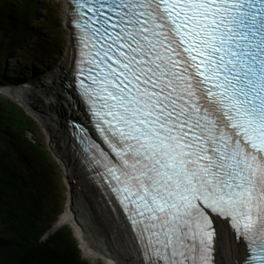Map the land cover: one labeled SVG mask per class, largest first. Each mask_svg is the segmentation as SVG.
<instances>
[{
	"label": "snow or ice",
	"instance_id": "6c2138e0",
	"mask_svg": "<svg viewBox=\"0 0 264 264\" xmlns=\"http://www.w3.org/2000/svg\"><path fill=\"white\" fill-rule=\"evenodd\" d=\"M111 9L118 31L81 26L85 48L95 33L109 41L81 60L101 136L90 162L137 225L146 264H213L215 216L230 218L242 264H264V0H113Z\"/></svg>",
	"mask_w": 264,
	"mask_h": 264
},
{
	"label": "trees",
	"instance_id": "16d2710c",
	"mask_svg": "<svg viewBox=\"0 0 264 264\" xmlns=\"http://www.w3.org/2000/svg\"><path fill=\"white\" fill-rule=\"evenodd\" d=\"M29 5L35 7L32 0L0 1V86L50 71L59 55V42L30 25L36 15ZM15 50L30 70L7 63ZM10 103L0 98V264H86L69 233L53 226L58 211L46 205L53 170Z\"/></svg>",
	"mask_w": 264,
	"mask_h": 264
},
{
	"label": "bare ground",
	"instance_id": "6f19581e",
	"mask_svg": "<svg viewBox=\"0 0 264 264\" xmlns=\"http://www.w3.org/2000/svg\"><path fill=\"white\" fill-rule=\"evenodd\" d=\"M58 2L64 24L62 33L66 39L65 51L59 66L53 73H49L46 78L34 83L33 88L27 87L26 89L32 90L30 92L34 97L33 99L36 98L38 108L50 114V116H45V125L48 127L53 142L62 157L68 155L73 161V169L68 168L67 170L74 179L76 189L81 182L80 192L77 190V202L82 205L81 210L86 212H84L86 218L87 216L90 217L89 220L96 226L97 233L103 238L104 242L86 231L87 226L76 217V214L79 215V211L75 213L72 210V218L66 210L65 217L80 223L85 229V231H80V229L78 231L71 225L81 246L83 256L90 257L95 262L100 261L102 264H140L136 262L130 238L119 222L115 211L108 205L101 190L88 178V172L84 170L79 159L71 150L67 135L64 137L61 131L58 130L64 127L62 124L64 114L66 120L72 117L87 118L82 103L76 97L73 87L68 84L69 81H72L71 73L74 58L73 31L69 25L68 14L70 7L65 0H58ZM4 88H2V91L10 94L8 93L10 87ZM67 221L69 222V220ZM212 227L215 230L212 240L213 264H238V262L240 264L245 254L244 245L237 243V239L234 238L233 233L230 232L224 221L214 219Z\"/></svg>",
	"mask_w": 264,
	"mask_h": 264
},
{
	"label": "rangeland",
	"instance_id": "374dc122",
	"mask_svg": "<svg viewBox=\"0 0 264 264\" xmlns=\"http://www.w3.org/2000/svg\"><path fill=\"white\" fill-rule=\"evenodd\" d=\"M2 1V0H0ZM7 1H17V0H7ZM35 4V7L32 8L29 5L30 11L35 14V19L31 20V26L36 28L41 26L42 31L44 33V37L50 38L51 36L55 38L56 41L60 44L59 55L55 59L54 66L50 71L42 75H38L37 77H24L25 79L20 82H15L10 85L4 86L10 87L8 89V93L0 90V98L5 100L6 102H11L9 106V110L14 112L16 116H18V121L21 122V125L27 130L24 132L26 138L32 141L41 151L42 157L46 160L49 166L53 170V178L55 180V184L51 186V191L46 199V205L49 208L50 212L53 214L54 211H58L57 219L54 223L55 228H63L66 234L69 233V237L73 239V242L78 248L79 258L85 262L86 264H102L100 261H93L90 257H85L82 255L81 246L74 235V231L71 225H73L78 231H85V229L78 222H74L70 220L68 217L66 219L65 211L67 210L69 215L72 217V210L77 213L79 211V215L76 214V217L81 220V222L87 226L88 232L92 233L96 237H98L101 241L104 242L103 238L97 233L96 226L92 224L89 220L88 216L84 215L83 210H81L82 205H80L78 201V192H80V184L77 186V189L74 186V179L68 172V168H72L68 163L69 156H64L59 153L57 150L55 143L53 142L52 135L48 129L46 124L45 116H50L49 113H45L37 106L36 98L32 96L31 89L33 88L34 83H37L48 76L49 73H53V71L59 66V63L62 59L63 53L65 51L66 39L65 35L62 33V28L64 27L63 21L61 19V12L59 11V2L58 0H32ZM58 8V9H57ZM59 17V18H58ZM20 51L15 50L11 56L7 59L8 64L18 65L19 67L23 66V60L19 58ZM29 62V61H28ZM27 69L30 70V65L28 63ZM26 68H23L24 71H28ZM4 88V89H5ZM61 88V86H60ZM31 94V95H30ZM47 100V99H46ZM50 101V100H49ZM5 103V102H3ZM65 113V112H64ZM84 114V111H83ZM65 114L63 115V128L58 130L61 131L64 137L67 135L66 128V118ZM72 119L80 120L76 117H72ZM62 130H64L63 133ZM78 190V192H77ZM76 192V193H75ZM76 194V195H75ZM71 206V207H70ZM89 206V205H88ZM72 208V209H71ZM86 213V212H85ZM73 218V217H72ZM69 220V222L67 221ZM92 226V227H90ZM51 231V230H50ZM100 231V230H99Z\"/></svg>",
	"mask_w": 264,
	"mask_h": 264
},
{
	"label": "water",
	"instance_id": "95a60500",
	"mask_svg": "<svg viewBox=\"0 0 264 264\" xmlns=\"http://www.w3.org/2000/svg\"><path fill=\"white\" fill-rule=\"evenodd\" d=\"M4 86H0V90L2 91V88H3ZM52 228V226L50 227V229L48 230V232L46 233V235H48V234H50V233H52L55 229H51ZM51 230V231H50Z\"/></svg>",
	"mask_w": 264,
	"mask_h": 264
},
{
	"label": "flooded vegetation",
	"instance_id": "af4514ba",
	"mask_svg": "<svg viewBox=\"0 0 264 264\" xmlns=\"http://www.w3.org/2000/svg\"><path fill=\"white\" fill-rule=\"evenodd\" d=\"M69 159H70V160H69ZM68 163H69L71 166H72V165L74 166L73 161H72V159H71L70 157L68 158Z\"/></svg>",
	"mask_w": 264,
	"mask_h": 264
}]
</instances>
